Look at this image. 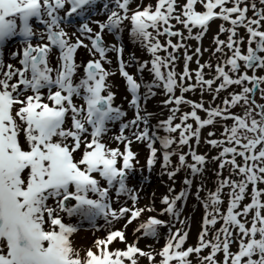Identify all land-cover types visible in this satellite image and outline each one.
<instances>
[{
	"label": "snow or ice",
	"instance_id": "snow-or-ice-1",
	"mask_svg": "<svg viewBox=\"0 0 264 264\" xmlns=\"http://www.w3.org/2000/svg\"><path fill=\"white\" fill-rule=\"evenodd\" d=\"M157 165L159 208L141 203ZM82 222L104 233L86 250ZM145 262L264 264V0H0V264Z\"/></svg>",
	"mask_w": 264,
	"mask_h": 264
},
{
	"label": "rangeland",
	"instance_id": "rangeland-1",
	"mask_svg": "<svg viewBox=\"0 0 264 264\" xmlns=\"http://www.w3.org/2000/svg\"><path fill=\"white\" fill-rule=\"evenodd\" d=\"M145 2L147 3L148 0H145ZM152 2L154 3L155 0H152ZM221 23L220 20H216L213 23H211L210 25V30L208 32V34L206 35L205 39L203 40V46L205 48H208L211 46L212 43V37L213 35L218 31V26ZM221 38H224L223 36ZM109 40H111V37H108ZM124 40L125 43H127L128 45V51H133L136 53V55L138 57H141L142 59H147V55L142 53L140 50H138L137 48L133 47L132 44L128 43V38H127V33L124 34ZM190 43L193 44V46H195L196 42L195 41H191ZM203 59H209L208 54H205ZM193 68L196 67V65L193 63L191 65ZM183 67V62H181L178 66V70H182ZM146 78L147 75H146ZM114 83L117 85V99H116V103L117 104H121L123 105L125 108L127 107V102L125 100V97L128 95L125 85H124V81L119 77V75H117L116 77L113 78ZM193 99H198L199 98V94L198 93H193L191 94ZM208 98V97H206ZM164 99L163 94H159L156 97L152 98L149 102H148V111L152 112L154 115V119L152 120V123L155 124L157 122L158 119H164L166 118V116L168 115L167 109L163 108L161 105V101ZM131 115V113H130ZM210 129H205L204 130V135H207V131ZM115 146V145H113ZM134 150L137 151L139 153V159H140V163L144 164L145 159L147 157V149L144 145H134ZM199 151L200 152H209L210 155H215V150L210 149V147L207 144H201L199 147ZM215 164L209 162L208 165V169L207 172L205 173V179H204V184L206 189H212L216 183L217 177L215 175ZM185 172H180L177 177H176V190L179 191L180 188L183 185V179L185 176ZM227 173H225L226 175ZM152 180L151 183L146 184L144 186V190L142 193V198H141V203L142 204H147L149 203L153 197L152 194L155 193V204L157 206V208L160 207V198L167 194L168 192V187L171 184V181H169L167 175H161V170L159 165L156 166L155 170L152 172ZM136 182H139L138 180ZM185 215L191 217V233H190V237L187 241L188 244H192L194 245L196 243L197 240V234L200 228V222L203 216V208L200 206V202L199 200H197L195 197H190L188 202H187V206L185 208ZM146 219V217H145ZM75 222V221H74ZM120 225H117V227H119ZM136 226V223H134L132 226L129 227L128 230V234H129V238H132V231L133 228ZM104 233L103 232H95L94 229L92 228V226L90 224H88L87 222H82L80 225V230L78 231V233L75 234L74 236V240H75V244L77 248L80 249H87L88 247H90L93 242L95 237L97 236H102ZM152 241L150 239L148 240H142L141 241V247H144L145 244H151ZM164 243L163 240H160L158 242V244L156 245V247H159L160 245H162ZM146 264V262H145Z\"/></svg>",
	"mask_w": 264,
	"mask_h": 264
}]
</instances>
